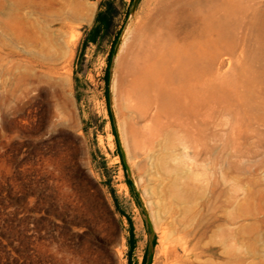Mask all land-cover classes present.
Masks as SVG:
<instances>
[{"label": "rangeland", "instance_id": "1", "mask_svg": "<svg viewBox=\"0 0 264 264\" xmlns=\"http://www.w3.org/2000/svg\"><path fill=\"white\" fill-rule=\"evenodd\" d=\"M133 2L0 0V264H264V0Z\"/></svg>", "mask_w": 264, "mask_h": 264}, {"label": "bare ground", "instance_id": "2", "mask_svg": "<svg viewBox=\"0 0 264 264\" xmlns=\"http://www.w3.org/2000/svg\"><path fill=\"white\" fill-rule=\"evenodd\" d=\"M162 42H163V40H162ZM176 50L175 51L177 53L182 52L178 48ZM137 51H140V48H137ZM163 53L166 54V52H163ZM170 56H171V54H170ZM170 56H168L167 58H162V62L164 61V62L168 63L169 61H172L174 63V67H178V65L180 66L182 63H184V61H182V57L181 56H179V55L176 56V54H175L174 57H173V59H170L169 58ZM186 60H187V65H189L190 67H192L193 64H195V61H196V55H195V53L193 54V51L191 53H188V57L186 58ZM160 68L162 69L163 67L160 66ZM161 71L162 70L157 71V69L155 68V65H153L151 63H149L147 65L146 64L145 65H142L136 59V62L134 63V66L129 71V75H126L127 76L126 79L124 81H121V83L123 85V92L122 93H124L125 98L129 100L131 98V96H133L134 94L138 95L140 93V89L142 87H146L148 85V83H147L148 80L149 79H152L154 76H156L157 74H159ZM184 71L185 72L187 71V73L189 75L192 74L191 73L192 72V69L191 68H185ZM125 74H127V73H125ZM165 77L168 79L170 76H167L166 75ZM160 85L164 88L163 90H161V95H162V93L165 90L166 93H167V96H165V97H167V98H168V96L171 97L172 104L173 105L175 104L174 106H176V107L179 108V107H183L182 106L183 104H187L188 103V100H186V97H184L185 96V93H184V90L185 89L181 85H177V86L173 85V86H170V84H167L165 82L160 83ZM136 143H138V142H136ZM162 233L164 234V232H161V234ZM162 239H164V238H162ZM164 245L165 244H163L162 246H164ZM165 246H164V248L162 250L163 256H165L167 260H171L172 258L175 257V255H177V253H176L175 249L172 248L173 246L171 248H168L167 246L166 247Z\"/></svg>", "mask_w": 264, "mask_h": 264}, {"label": "trees", "instance_id": "3", "mask_svg": "<svg viewBox=\"0 0 264 264\" xmlns=\"http://www.w3.org/2000/svg\"><path fill=\"white\" fill-rule=\"evenodd\" d=\"M113 28V17L111 14V6L106 11H100L95 18V30L93 32L92 37L87 38L86 40L89 42H95L96 36L100 32L109 33ZM131 186V184L129 183ZM129 253L132 252L134 248V234H133V226L131 221L129 220Z\"/></svg>", "mask_w": 264, "mask_h": 264}, {"label": "water", "instance_id": "4", "mask_svg": "<svg viewBox=\"0 0 264 264\" xmlns=\"http://www.w3.org/2000/svg\"><path fill=\"white\" fill-rule=\"evenodd\" d=\"M138 1L139 0H134L133 6H132V11L136 8V5H137ZM125 167H126V171H127L128 176H130V170H129L128 166L126 165V163H125ZM146 222L149 224V226L151 225L148 215H146ZM150 263H151V254H150V257H149V260H148L147 264H150Z\"/></svg>", "mask_w": 264, "mask_h": 264}]
</instances>
